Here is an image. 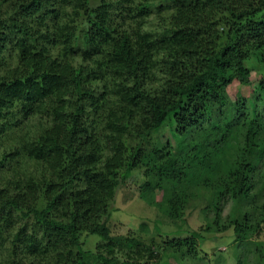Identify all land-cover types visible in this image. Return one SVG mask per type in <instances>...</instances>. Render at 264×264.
<instances>
[{
  "label": "trees",
  "instance_id": "16d2710c",
  "mask_svg": "<svg viewBox=\"0 0 264 264\" xmlns=\"http://www.w3.org/2000/svg\"><path fill=\"white\" fill-rule=\"evenodd\" d=\"M252 54L264 63V0H0V139L15 135L0 151V264L202 257L197 230L162 249L112 234L111 202L138 169L172 218L210 188L212 231L256 240L264 264V74L228 94L252 83ZM165 126L177 148L154 136Z\"/></svg>",
  "mask_w": 264,
  "mask_h": 264
},
{
  "label": "rangeland",
  "instance_id": "374dc122",
  "mask_svg": "<svg viewBox=\"0 0 264 264\" xmlns=\"http://www.w3.org/2000/svg\"><path fill=\"white\" fill-rule=\"evenodd\" d=\"M150 19L153 26H155L157 19L154 17ZM246 64L251 68L252 83L245 85L239 81L233 82L228 87L229 102L236 101L240 96L250 95L264 74V63L259 61L258 55L252 54L246 60ZM258 110L264 118V97ZM213 116L214 118H219L218 113ZM221 121H223V118ZM36 122V120H32L28 125ZM14 136V134L5 135L0 139V151L13 143ZM154 136L156 138L160 137L162 140L170 139L177 148L176 143L178 141L173 137L169 126L163 127ZM238 143L237 140H232L226 148L228 150V160L235 156ZM258 167V173L263 174L264 161H261ZM2 174L3 172L0 173V179ZM9 174L6 173L4 175ZM143 174V170L134 171L115 193L111 202V215L108 221L113 235L139 236L145 244H152V248L155 249V247L157 248L161 245L159 249H162L165 240L168 238L190 236L194 230H197L204 237V239L200 237L197 245L202 257L199 259L188 258L186 260L187 264H257L259 262L260 257L256 250V240L252 239L253 241L248 240L238 243L234 240L232 228L221 232L212 231L214 227L212 223L215 218L214 211L205 210L211 198L210 188L205 187L203 183L194 188V195L189 199L183 211L177 217L172 218L165 213V201L160 203L164 199L162 191L151 193L152 195H144L141 191V186L145 182ZM152 200L156 204H153ZM232 203V201H228L225 204L223 217L229 214ZM221 228L223 227L221 226ZM261 236L263 238L259 241L262 242L264 251V234ZM88 238L86 247L96 249L97 244L101 241L100 237L91 235Z\"/></svg>",
  "mask_w": 264,
  "mask_h": 264
}]
</instances>
